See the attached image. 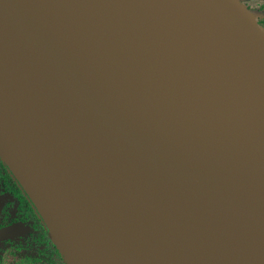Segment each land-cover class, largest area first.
I'll list each match as a JSON object with an SVG mask.
<instances>
[{"label": "water", "instance_id": "obj_1", "mask_svg": "<svg viewBox=\"0 0 264 264\" xmlns=\"http://www.w3.org/2000/svg\"><path fill=\"white\" fill-rule=\"evenodd\" d=\"M179 1L264 84L257 20L233 0ZM104 9L0 0V157L66 264H264V105L167 85L147 72L156 50L123 67L117 43L136 51L141 32L103 39ZM202 228L215 233L197 254Z\"/></svg>", "mask_w": 264, "mask_h": 264}, {"label": "bare ground", "instance_id": "obj_2", "mask_svg": "<svg viewBox=\"0 0 264 264\" xmlns=\"http://www.w3.org/2000/svg\"><path fill=\"white\" fill-rule=\"evenodd\" d=\"M101 1L105 5L103 39L123 41L118 30L135 31L133 38L141 32L139 51L135 48L125 50L117 43L119 53L116 57L123 67L146 70V66L142 67L137 61L138 54L145 60L156 50L154 61L149 62L151 71L147 72L155 78L164 73L167 85L194 83L192 91L217 109L241 102L264 105L263 82L233 50L218 42L198 13H193L181 1ZM214 233L213 228L190 231L187 239L191 250L197 254L206 253ZM227 258V250L223 249L215 261L224 263ZM244 261L251 262L252 259L246 257ZM80 263L92 264L93 260L83 257Z\"/></svg>", "mask_w": 264, "mask_h": 264}, {"label": "flooded vegetation", "instance_id": "obj_3", "mask_svg": "<svg viewBox=\"0 0 264 264\" xmlns=\"http://www.w3.org/2000/svg\"><path fill=\"white\" fill-rule=\"evenodd\" d=\"M6 229L0 260L8 254L19 258L20 263L11 264H66L36 207L0 157V231Z\"/></svg>", "mask_w": 264, "mask_h": 264}, {"label": "rangeland", "instance_id": "obj_4", "mask_svg": "<svg viewBox=\"0 0 264 264\" xmlns=\"http://www.w3.org/2000/svg\"><path fill=\"white\" fill-rule=\"evenodd\" d=\"M252 19L259 20L264 17V0H233ZM21 257V255H19ZM18 257L5 254L0 260L2 264H11L12 261L20 263Z\"/></svg>", "mask_w": 264, "mask_h": 264}, {"label": "trees", "instance_id": "obj_5", "mask_svg": "<svg viewBox=\"0 0 264 264\" xmlns=\"http://www.w3.org/2000/svg\"><path fill=\"white\" fill-rule=\"evenodd\" d=\"M258 24L264 28V17H262L260 20H257Z\"/></svg>", "mask_w": 264, "mask_h": 264}]
</instances>
